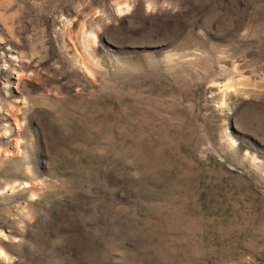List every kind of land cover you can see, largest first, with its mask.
Here are the masks:
<instances>
[{"label": "rangeland", "instance_id": "rangeland-1", "mask_svg": "<svg viewBox=\"0 0 264 264\" xmlns=\"http://www.w3.org/2000/svg\"><path fill=\"white\" fill-rule=\"evenodd\" d=\"M0 264H264V0H0Z\"/></svg>", "mask_w": 264, "mask_h": 264}]
</instances>
